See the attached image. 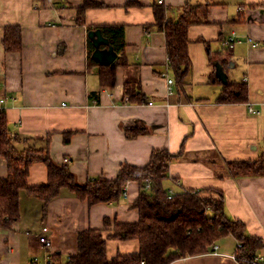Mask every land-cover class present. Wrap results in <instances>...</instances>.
<instances>
[{
	"label": "crops",
	"instance_id": "0c3cea01",
	"mask_svg": "<svg viewBox=\"0 0 264 264\" xmlns=\"http://www.w3.org/2000/svg\"><path fill=\"white\" fill-rule=\"evenodd\" d=\"M86 1L100 6L79 14ZM161 1L175 19L184 5H200L201 12H207L206 23L188 28L191 67L179 94L174 81L171 97L165 96L160 77L167 59L165 36L145 28L154 23L152 4L159 0H0V94L16 96L5 102L9 126L36 146H43L50 134L51 159L66 162L80 183L93 177L113 180L122 163L144 166L156 149L179 154L169 162L164 181L170 194L220 190L226 215L242 221L247 233L264 243V175L232 177L225 166L226 161H252L264 154V0ZM102 25H121L125 32L121 62L126 65L115 68L110 87L100 85L99 71L118 55L98 29ZM6 26L20 27L19 51L4 50ZM231 31L251 37L256 47L224 49L221 41ZM97 35L102 41L95 57ZM198 39L207 41L208 47ZM210 76L214 83H209ZM228 80L246 84L245 102H215ZM125 84L143 101H125ZM136 127L146 132L128 138L126 129ZM67 132L72 135L64 143ZM6 175L5 160L0 158V179ZM46 179L45 165L33 163L28 185ZM137 196V183L128 182L127 197L89 206L62 189L42 214L39 200L21 194L19 220L10 229L0 228V264H29L36 259L29 254L36 250V240L28 236L38 235L42 227L48 229L45 235L51 245L38 263L67 262L76 250L79 230L104 229L106 235L112 226H103L105 217L111 223L137 221L138 211L131 207ZM216 245V255L185 257L170 264H240L231 257L236 251L232 236ZM138 249L136 239L106 241L109 259Z\"/></svg>",
	"mask_w": 264,
	"mask_h": 264
},
{
	"label": "trees",
	"instance_id": "16d2710c",
	"mask_svg": "<svg viewBox=\"0 0 264 264\" xmlns=\"http://www.w3.org/2000/svg\"><path fill=\"white\" fill-rule=\"evenodd\" d=\"M99 3L86 1L78 10L98 7ZM169 8L152 4L154 23L145 27L163 32L165 47L174 75L176 91L184 88L189 75L191 61L188 54L189 39L187 31L190 25L206 23V13L200 5H184L181 14L169 16ZM203 16L205 18L203 19ZM98 29L108 39L118 55L114 62L100 69V85L110 87L115 83V68L125 66L123 50L125 32L121 25H102ZM202 42L208 47V42ZM2 46L5 51H19L22 47L21 29L18 26H6L3 30ZM212 62L211 57L209 56ZM125 64V65H124ZM227 67V60H223ZM213 76L209 83H214ZM124 95L128 101H143L135 94L132 86L125 84ZM247 100L245 83L228 80L222 83L216 103H241ZM134 132V133H133ZM145 129L127 128L126 135L133 138ZM72 132L64 134L63 142L68 143ZM50 134L45 137L43 146L30 144L28 138L14 133L9 126L4 110H0V158L6 163L7 175L0 179V228L10 229L19 220V197L21 194L39 200L42 214L48 202L58 197L62 189L69 190L80 201L89 206L98 203L118 202L127 182H136L138 196L131 207L138 211V220L121 222L108 217L103 219L104 229L87 228L76 234V250L70 254L66 264H170L185 258L208 254L217 241L232 236L240 248L237 258H254L264 248L263 240L247 233L244 223L228 217L224 210V196L220 190L203 188L182 190L169 194L164 187L168 176V164L177 157L166 150H153L149 162L141 167L122 163L115 179L93 177L84 183L77 181L66 162H54L48 151ZM182 152V147L181 151ZM179 152V153H180ZM35 162H42L47 169L46 182L29 186L27 178L29 168ZM227 173L232 177H252L264 175V154L256 160H234L225 162ZM139 243L137 253L117 254L110 259L106 254L107 240H131ZM29 264H39L36 259ZM49 264H55L51 262ZM58 264V263H57ZM240 264H248L241 263Z\"/></svg>",
	"mask_w": 264,
	"mask_h": 264
},
{
	"label": "built area",
	"instance_id": "2783aa9c",
	"mask_svg": "<svg viewBox=\"0 0 264 264\" xmlns=\"http://www.w3.org/2000/svg\"><path fill=\"white\" fill-rule=\"evenodd\" d=\"M158 3H162L161 0H159ZM238 11V9H237ZM242 44H248L251 47H256L257 43L253 42L252 38L249 36H245V37H241L240 35H238L235 31H231L225 38H223V40L221 41V46L224 49H233L234 47H236L237 45H242ZM170 61H168V59L165 62V70L162 73V77L163 80L165 82V89H164V93L166 97H170L173 96L174 94V79L173 77L170 76V74L168 73V67H169ZM16 96L14 94H9L8 96H5L3 94H0V110H4L5 109V102L7 99H11V100H15ZM149 105L152 104V102L148 103ZM250 112H253V109L249 108ZM127 184L128 182L124 185L123 187V191H122V197H127ZM170 194V193H169ZM48 229L46 227H42L40 230V233L37 235V240L39 243L43 244L45 246V248H49L51 245V242L49 241V239H47L46 237V233H47ZM240 248L239 243L236 244V251ZM210 253L213 254H218V246L216 244H214L212 246V250ZM231 257L236 260L239 261V258H237L236 255H231ZM241 260L243 262H247L248 264H264V251H262L261 253H258L254 258L252 259H243L241 258Z\"/></svg>",
	"mask_w": 264,
	"mask_h": 264
},
{
	"label": "rangeland",
	"instance_id": "374dc122",
	"mask_svg": "<svg viewBox=\"0 0 264 264\" xmlns=\"http://www.w3.org/2000/svg\"><path fill=\"white\" fill-rule=\"evenodd\" d=\"M167 59H168V61H169L168 56H167ZM167 59H166V60H167ZM164 70H165V69H164ZM167 70H168V73L170 74V76L173 77V79H174V75H173V73H172V70H171L170 64H169V67H168ZM162 73H163V71L161 72L160 77H161L162 80H163ZM170 97H171V96H170ZM125 101H128V98H127V97H125ZM28 176H29V175H28ZM169 193H170V192H169ZM28 238H30V239L33 238L34 240H36V243H37L36 250L33 249V250H34L33 253H32V251H30L29 254H31L33 258H36V260H37L38 262H42V261H43V257L45 256V249H48V248H45V246H43L41 243L38 242V240H37V235L35 236L34 233H31V235L28 236ZM235 241H236V240H235ZM236 244H238L237 241H236ZM44 248H45V249H44ZM235 249H236V248H235ZM262 251H263V249L260 250L258 253H261ZM27 252H28V251H27ZM234 255L237 256V251L234 252ZM32 257H31V258H32ZM237 257H238V256H237ZM243 259L247 260L246 258H243ZM239 260H240L241 263H243V261L241 260V258H239ZM62 262H63V259H62ZM65 263H66V262H64V263H60V264H65ZM244 263H247V262H244Z\"/></svg>",
	"mask_w": 264,
	"mask_h": 264
},
{
	"label": "water",
	"instance_id": "95a60500",
	"mask_svg": "<svg viewBox=\"0 0 264 264\" xmlns=\"http://www.w3.org/2000/svg\"><path fill=\"white\" fill-rule=\"evenodd\" d=\"M102 41V39L100 38V37H98V35H97V39H95V41H94V43H95V49H96V51H95V53H94V56L95 57H98L99 56V52H100V50H98V46H99V44H100V42ZM111 60L112 59H110L109 61H107L108 63H110L111 62ZM106 62V63H107ZM226 82V81H225ZM225 82H223V83H225Z\"/></svg>",
	"mask_w": 264,
	"mask_h": 264
},
{
	"label": "bare ground",
	"instance_id": "6f19581e",
	"mask_svg": "<svg viewBox=\"0 0 264 264\" xmlns=\"http://www.w3.org/2000/svg\"><path fill=\"white\" fill-rule=\"evenodd\" d=\"M237 9H238V11H241V10H242V8H241V7H238Z\"/></svg>",
	"mask_w": 264,
	"mask_h": 264
}]
</instances>
